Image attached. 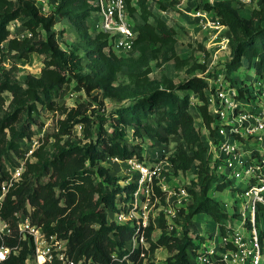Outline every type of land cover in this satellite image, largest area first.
<instances>
[{
  "label": "trees",
  "instance_id": "obj_1",
  "mask_svg": "<svg viewBox=\"0 0 264 264\" xmlns=\"http://www.w3.org/2000/svg\"><path fill=\"white\" fill-rule=\"evenodd\" d=\"M52 1L53 10L43 13L38 0H0V45L6 46L1 55L12 62L9 68L0 70V182L9 178V166L15 159L24 158V148L34 135L32 125L36 117L32 116L38 114L39 106L58 113L56 131L36 146L32 160L25 161L21 180L8 189L0 203V216L10 218L12 228V234L4 236L3 244L19 248L0 264H27L31 252L27 242L19 238L15 212L26 213L47 236L65 240L67 253L75 260L87 258L101 264H127L126 260L131 264H194L190 254L202 252L200 244L193 243L189 235L193 218L198 214L209 217L225 235V222L234 215L210 194L212 190H223L232 180L218 176L210 168L208 145L203 142L191 112L194 106L214 139L212 125L216 117L210 111V96L216 83L210 86L204 75H198L207 69L204 63L190 64L188 58L178 55L176 29L153 11L149 2L154 0H127L136 30L133 50L128 55L106 51L107 34L90 30L89 17L94 10L91 0ZM234 3L243 5L233 0H214L199 6L216 16L229 36V55L216 80L221 77L239 90V96H244V92H251L248 72L255 70L260 78L264 75V0H258L248 15H242ZM156 8L162 11L165 7L159 3ZM57 18L67 19L73 25L79 38L73 47L64 49L57 41L52 31ZM13 21L21 22L29 34L13 35L9 28ZM80 49L83 55L79 54ZM31 54L42 55L43 66L39 75L29 74L20 83L15 77L17 60H27ZM169 61L176 69L188 65L189 77L178 82L165 73L159 78L151 77L152 62L161 66ZM120 77L124 80L120 81ZM72 81L76 91L88 96L96 91L92 99L98 104L103 106L105 99L116 103L109 113L103 108V113L97 114L95 138L93 121L88 115V111L96 112L92 102L70 107L58 103ZM191 96L196 97L195 102ZM107 122L110 131L105 127ZM79 123L86 141L75 142L71 133ZM128 132L142 144L149 138L168 145L171 137H177L179 141L165 155L170 169L174 174H184L194 167L197 174L188 189L190 204L179 209L180 215H184L182 230H168L161 213L160 234L153 238L155 227L152 223L147 225L144 237L148 247L133 251L127 243L134 227L117 224L109 216L132 206L136 184L131 179L120 180L101 164L115 156L121 160H141V149L131 147L124 139ZM50 140L52 149L47 148ZM152 182L151 199L165 204L166 191L157 177ZM254 218L264 245V205L256 207ZM159 248L170 253L163 263L150 259ZM113 253L117 260L112 259Z\"/></svg>",
  "mask_w": 264,
  "mask_h": 264
},
{
  "label": "built area",
  "instance_id": "obj_2",
  "mask_svg": "<svg viewBox=\"0 0 264 264\" xmlns=\"http://www.w3.org/2000/svg\"><path fill=\"white\" fill-rule=\"evenodd\" d=\"M233 1L243 5L258 3V0ZM91 3L94 10L89 17L90 30L107 34L108 46L105 50L111 49L119 55L130 54L136 30L127 9V0H91ZM208 14L209 12L202 8L195 12V16L205 18V25L224 27L217 17L209 18ZM253 99H257V104L252 109L245 108ZM210 111L215 115L216 123L212 125L214 139L210 138L208 144L209 166L218 176L229 177L231 174L234 179H243L246 182L241 196L249 201L246 209L249 205L250 216L242 219V228L247 232L226 231L225 235H221L219 249L213 248L209 249L208 253L196 254L194 263L264 264V245L260 242L259 229L254 218L256 207L264 205V88L247 95L244 92V96H239L236 87L219 77L214 94L210 96ZM253 142L256 146H252ZM36 146L32 142L28 143L24 148V158L15 159V163L9 166V178L0 182V203L8 189L21 180L25 161L32 160ZM110 159L121 161L116 156ZM123 161L137 170V176L134 178L136 189L132 194V206L127 210H118L113 215L115 223L134 227V233L128 243V248L133 251L148 247V241L144 237L146 215L142 208L146 206L144 201H148L153 193V177L158 178L160 170L158 166H147L144 161L140 162L135 157ZM223 169L226 174H221ZM177 195L186 197L188 192L185 188H180ZM14 216L19 238L27 242L31 251L27 264H101L87 258H71L67 253L65 240L58 239L55 235L47 236L40 226L31 222L26 213L15 212ZM11 234L10 218L4 219L0 216V263L11 253L18 252L17 246L9 247L3 244L4 236ZM141 255L143 256V253ZM112 259H118L115 253L112 254ZM122 259L126 257L123 256ZM126 261L131 264L129 260Z\"/></svg>",
  "mask_w": 264,
  "mask_h": 264
},
{
  "label": "rangeland",
  "instance_id": "obj_3",
  "mask_svg": "<svg viewBox=\"0 0 264 264\" xmlns=\"http://www.w3.org/2000/svg\"><path fill=\"white\" fill-rule=\"evenodd\" d=\"M206 1L209 0H154L150 1L149 5L154 12L161 15L176 29L177 41L175 47L178 55L181 58H188L190 64L195 62L204 63L206 65L207 69L204 72H198V75H204L209 85L212 86L216 83L215 80L217 74L222 73V65L229 55L230 42L225 27L215 28L205 25L204 17L195 16L196 10L200 9L199 5H203ZM159 3L165 7L163 8L164 10L161 11V9L159 10L156 8H159ZM254 4L255 2H252L251 5L239 6L236 4V6L239 8L240 12H242V15H248L250 10L253 9ZM38 6L43 13H50L54 8V2L52 0H38ZM210 14H208L209 18L211 17ZM9 28L11 33L18 37H24L29 34L19 21L11 22ZM52 31L55 32L57 41L64 49L71 48L74 44L79 42L78 35L73 25L67 19L57 18ZM5 48V44L2 43L0 46V70L2 68H9L12 63L7 56L1 55L2 52L6 51ZM78 52L83 55L81 49ZM151 65V77L153 78H159L161 73H165L168 77L173 78L175 82L189 77L186 71L188 65L181 69H176L173 61L163 63L161 66H157L155 62H152ZM42 66L43 56L31 54L27 60H17L15 77L20 83H24L29 74L39 75ZM248 74L250 80L247 82L251 92L264 88V75L260 78L255 70L248 72ZM119 80H124V78L120 77ZM65 87V85L62 86V89H65ZM56 92H58V90ZM95 94L96 91H93L91 96L86 95L82 91H76L74 89V82L72 81L69 83L64 97L58 100L59 104L64 103L68 107L74 106L79 102H92V109L96 110V112L90 113V111H88V115L93 121V138H95V133L99 126L98 115L103 113V108L106 114L109 113L116 104L109 99H105L104 105L102 106L92 99V95ZM8 99L9 97H7V100ZM191 99L195 102L196 97L191 96ZM256 104L257 99H253L249 105L245 106V108L252 109ZM38 111L37 115L33 114L32 116L36 117V121L32 125L34 135L31 140V142L37 146L41 141L43 142L44 138H49L50 135L56 131L55 127L58 119V113L53 110L39 106ZM191 112L195 116V123L200 130L203 142L208 145L210 142L209 133L203 126L194 106H192ZM105 127L110 131L111 128L109 127L108 122L105 124ZM83 134L82 124H75L72 129L71 139L75 142L86 141ZM66 138L67 135L64 136V139ZM124 139L131 147L135 146L141 149L143 157L140 162L145 161L147 166H158L160 170L158 180L162 189L166 191L165 204H162L160 200H152L151 197H149V199L147 198L148 201H144L146 203L145 208H142L146 215V225L152 223L155 227L152 232V237L156 238L160 234L158 223L161 213L164 215L168 230L172 228L177 229V231H180V228L182 230L181 225L184 220V215H180L179 209H185L186 206L190 204L191 198L189 193L186 197H180L177 195V192L180 188H185L188 192V189L192 187V181L197 179V174L194 167L184 174H174L166 163L168 160L165 155L172 151L174 145L179 140L177 137H171L170 144L166 145L159 141H153L146 138L145 143L142 144L140 140L133 139L130 132H128ZM51 143L52 141L50 140L47 144L48 149H52ZM252 146H256L255 142L252 143ZM101 164L107 167L111 174L118 176L120 180H134L137 176V170L129 167L123 160L114 161L113 159H106ZM221 174H226V171L223 169ZM229 177L232 178L230 185L223 190H212L210 191V194L219 201L223 209H225L230 215L234 213V215L228 218L225 222V225L230 227V231L233 233L235 230L247 232L245 228H242V219H244L245 216H250L249 205L246 209L249 201L241 196V190L246 187V182L243 179H234L231 174H229ZM109 219L115 222L114 215L110 214ZM189 235L193 238V243L200 244L199 251L202 253H208L207 251L213 249V247H220L221 233L218 225L203 214L196 215L193 218L189 229ZM196 254L197 252L195 255L190 254L192 262H195ZM169 255L170 253L168 251L159 248L150 256V259L154 260L156 263H163Z\"/></svg>",
  "mask_w": 264,
  "mask_h": 264
},
{
  "label": "crops",
  "instance_id": "obj_4",
  "mask_svg": "<svg viewBox=\"0 0 264 264\" xmlns=\"http://www.w3.org/2000/svg\"><path fill=\"white\" fill-rule=\"evenodd\" d=\"M210 14V13H209ZM210 16H211V18H215L216 16H214V15H212V14H210ZM145 162V161H144ZM166 163L168 164V166L170 167V165H169V163H168V161H166ZM145 164H146V162H145ZM199 215V214H198ZM226 228H228L226 231H230V227H228V226H226ZM231 232V231H230ZM221 244V243H220ZM214 248V247H213ZM214 249H219V248H214ZM195 264V263H194Z\"/></svg>",
  "mask_w": 264,
  "mask_h": 264
},
{
  "label": "bare ground",
  "instance_id": "obj_5",
  "mask_svg": "<svg viewBox=\"0 0 264 264\" xmlns=\"http://www.w3.org/2000/svg\"><path fill=\"white\" fill-rule=\"evenodd\" d=\"M41 259V258H40Z\"/></svg>",
  "mask_w": 264,
  "mask_h": 264
}]
</instances>
